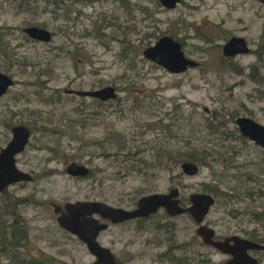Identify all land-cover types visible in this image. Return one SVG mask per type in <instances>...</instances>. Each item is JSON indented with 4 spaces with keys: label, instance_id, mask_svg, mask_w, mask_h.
Here are the masks:
<instances>
[{
    "label": "rangeland",
    "instance_id": "obj_1",
    "mask_svg": "<svg viewBox=\"0 0 264 264\" xmlns=\"http://www.w3.org/2000/svg\"><path fill=\"white\" fill-rule=\"evenodd\" d=\"M125 1L127 8L122 0H0V72L15 82L0 98V147L12 139V126L29 127L32 136L17 166L33 177L10 186L0 203L26 199L19 212L28 247L52 264L95 262L86 245L60 227L53 205L98 201L134 210L142 197L172 189L184 200L194 194L216 199L205 224L218 236L248 238L256 231L264 237L263 224L252 220L253 212L264 211V149L239 139L236 125L240 117L264 125V5L182 0L169 10L158 0ZM32 26L50 31L52 41L30 39L24 29ZM154 32L176 36L200 65L175 75L145 59L148 46L141 41ZM233 36L245 38L251 52L225 58L222 47ZM105 87H115L117 99L100 104L67 93ZM200 150L213 156L195 176L184 174L182 163L167 168L156 159L159 151ZM73 162L87 166L90 175L70 176ZM222 192L237 197L215 194ZM109 225L99 242L119 264L228 259L201 245L198 225L187 215L170 217L163 209L140 226ZM258 256L264 264V252ZM0 264L11 262L0 257Z\"/></svg>",
    "mask_w": 264,
    "mask_h": 264
},
{
    "label": "water",
    "instance_id": "obj_2",
    "mask_svg": "<svg viewBox=\"0 0 264 264\" xmlns=\"http://www.w3.org/2000/svg\"><path fill=\"white\" fill-rule=\"evenodd\" d=\"M166 9H175L182 0H158ZM264 5V0H259ZM31 39L49 43L53 36L50 31L41 27H28L24 30ZM251 48L243 37H233L223 47L222 53L226 58L247 55ZM143 56L148 61L162 67L170 74L180 75L200 63L188 58L180 41L171 36H163L156 43L144 50ZM14 86V80L0 72V97L7 94ZM77 95L87 98L101 99L104 102L115 100L118 97L115 87H105L95 91H78ZM236 125L242 137L264 149V125L249 117H240ZM31 131L25 126H17L13 130V139L9 145L0 148V195L10 186L32 182L33 177L21 171L17 166V156L23 153L31 139ZM182 172L187 176H195L200 167L191 162L181 165ZM67 173L72 177L86 178L90 169L77 162L67 167ZM188 207L181 206L180 191L172 189L168 194H151L142 197L134 210L115 207L98 201H85L67 203L63 208L53 205L56 214H60L58 223L61 228L78 238L84 243L95 258L92 264H118L110 248L104 247L99 242L100 235L109 229V223L117 225L139 218L148 219L164 209L168 216L177 217L189 214L197 223V235L202 242L215 248L232 258L226 264H260V261L251 256L250 252L263 251L264 244L257 243L240 236H235L224 241L215 240L216 231L205 224L207 216L216 204V199L210 194H194L189 198ZM233 242V244H231Z\"/></svg>",
    "mask_w": 264,
    "mask_h": 264
},
{
    "label": "trees",
    "instance_id": "obj_3",
    "mask_svg": "<svg viewBox=\"0 0 264 264\" xmlns=\"http://www.w3.org/2000/svg\"><path fill=\"white\" fill-rule=\"evenodd\" d=\"M157 2V0H156ZM21 5L20 7H25V1H20ZM158 3V2H157ZM121 5L125 8H127L126 5L129 6V4L125 2H121ZM27 8H30V5H26ZM139 5H135V7L138 8ZM147 11L146 9H144ZM139 11H143L140 9ZM144 12V11H143ZM147 11V17H150V14ZM161 37L157 35L156 32L148 34L147 38L145 40L141 41V46L149 47L151 46L152 39H160ZM173 38L179 40L176 36L173 35ZM182 42V41H181ZM1 51V49H0ZM139 51H135V55H139ZM121 59L125 60L126 58V52L123 51V53H120ZM226 58V57H225ZM130 62H133L134 60H129ZM256 70V67L252 69V73L254 74ZM256 80V79H255ZM261 82H264V77L260 79ZM215 126L213 123L208 125V128H212ZM222 126V125H221ZM218 129L219 127L216 126ZM168 129V128H166ZM165 129V130H166ZM170 128L168 129V131ZM167 131V130H166ZM239 139H242L246 141L244 137L239 135ZM213 153H209L206 150L202 151H190V152H157L156 153V159L159 165L165 164V166L168 168L170 165H174L175 167H178L181 163L184 162H191L194 164H197L198 166H209L208 164V158L212 157ZM167 164V165H166ZM215 190H218L216 188ZM209 192V191H208ZM4 196H7L9 194L8 189L2 193ZM1 194V195H2ZM219 197H227L229 199H235L237 196L234 194H229L226 192L222 193H215ZM252 196V195H250ZM260 197L263 196V193H260ZM26 202V199H17L15 201H11L10 199L8 201H4L0 203V257H5L10 260L11 264H52V261L49 260L47 257L42 255L41 257H35L32 253V251L29 249V230L25 224L24 219L22 218L19 207L21 204H24ZM251 216V214L249 213ZM253 217L252 220L255 222H259L263 224L264 228V211L257 213H252ZM190 217V216H189ZM161 229V228H159ZM264 237H260L256 235V231L252 232L250 234V239H253L261 244H264ZM201 245L203 247H206L203 242H201ZM185 248V245L183 246ZM171 253V252H170ZM168 253L165 254L167 256Z\"/></svg>",
    "mask_w": 264,
    "mask_h": 264
},
{
    "label": "flooded vegetation",
    "instance_id": "obj_4",
    "mask_svg": "<svg viewBox=\"0 0 264 264\" xmlns=\"http://www.w3.org/2000/svg\"><path fill=\"white\" fill-rule=\"evenodd\" d=\"M48 1H51V0H48ZM80 1H87V0H80ZM123 2H125V3H127L125 0H122ZM33 27V26H32ZM25 30V29H24ZM52 36H53V34H52ZM233 37H238V36H233ZM233 37H231L230 39H232ZM30 38V37H29ZM31 39V38H30ZM229 39V40H230ZM33 40V39H32ZM229 40H227L225 43H224V45L229 41ZM34 41H36V40H34ZM52 41V40H51ZM224 45H223V47H224ZM223 47H222V49H223ZM240 56V55H239ZM238 56H235V57H231V58H227V59H233V58H237ZM12 78V77H11ZM14 85H15V82H14ZM11 89V88H10ZM9 89V90H10ZM9 90H8V92H9ZM7 92V93H8ZM77 90H69V91H67V93L68 94H71V95H77ZM5 95H7V94H5ZM4 95V96H5ZM4 96H2V97H4ZM77 96H79V95H77ZM2 97H0V98H2ZM79 97H82V96H79ZM83 98H87V97H83ZM90 99H93L94 101H97L98 103H100V104H103V103H108V102H104V101H102L101 99H96V98H90ZM17 126H25V125H21V124H19V125H14V126H12L11 127V132H12V139H13V130H14V128L15 127H17ZM25 127H27V126H25ZM30 131H31V129L29 128V127H27ZM31 134H32V132H31ZM11 139V140H12ZM11 140H10V142H11ZM9 142V143H10ZM9 143H7L4 147H0L1 148V150L2 149H5L8 145H9ZM27 148V147H26ZM26 150V149H25ZM25 152V151H24ZM22 154V153H21ZM21 154H19V155H21ZM18 155V156H19ZM180 200H181V206H183V207H188L189 205H190V201H189V199L188 200H184V199H182V197H181V193H180ZM161 210H163V209H161ZM165 211V210H164ZM166 212V211H165ZM184 215H187V216H190L189 214H184ZM209 216V215H208ZM207 216V217H208ZM191 217V216H190ZM150 218V217H149ZM148 218V219H149ZM192 218V217H191ZM148 219H144V218H139V219H136V220H131V221H128V222H125V223H131V222H138L139 223V226L142 224V223H144V222H146V220H148ZM193 219V218H192ZM194 220V219H193ZM195 221V220H194ZM206 221V220H205ZM196 223V222H195ZM110 224V223H109ZM123 224V223H122ZM197 224V223H196ZM207 225V224H206ZM199 226V225H198ZM209 226V225H208ZM209 227H211V226H209ZM158 228H161V230H162V225H160L159 224V226H158ZM212 228V227H211ZM215 230V229H214ZM196 233H197V231H196ZM257 235V234H256ZM198 236V235H197ZM235 236H239V235H229V236H218L217 235V232H216V237H215V240H221V241H224L225 239H230V238H233V237H235ZM240 237H242V236H240ZM243 238H245V239H248V240H251V241H254V242H257V241H255V240H253V239H250V236H248V238L247 237H243ZM257 243H259V242H257ZM231 244H233V242H231ZM205 245V244H204ZM206 247H210L211 249H213V250H215V251H217V252H219L218 250H216L215 248H213V247H211V246H207L206 245ZM169 251H171V249L169 250ZM260 252H263V251H253V252H250V254H251V256H253V257H255V258H257L259 261H260V264H261V259L259 258V256H258V254L260 253ZM219 253H221V252H219ZM222 254V253H221ZM169 255V254H168ZM168 255L166 256V257H168ZM223 255H225V254H223ZM162 256H165V254H161V257ZM225 256H227V260L225 261V264H226V262L227 261H229L231 258H232V256H230V255H225ZM116 257V256H115ZM116 259H117V257H116ZM117 261H118V259H117ZM118 264H119V261H118Z\"/></svg>",
    "mask_w": 264,
    "mask_h": 264
}]
</instances>
